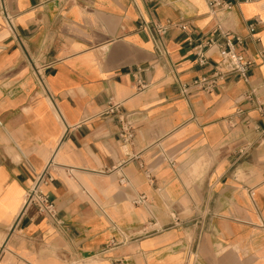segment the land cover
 <instances>
[{
    "label": "crops",
    "instance_id": "0c3cea01",
    "mask_svg": "<svg viewBox=\"0 0 264 264\" xmlns=\"http://www.w3.org/2000/svg\"><path fill=\"white\" fill-rule=\"evenodd\" d=\"M151 21L181 25L162 56ZM226 33L248 82L181 98L210 71L194 47ZM263 51L264 0L216 16L207 0H0V264H264V113L245 99L264 104ZM49 161L59 224L24 208Z\"/></svg>",
    "mask_w": 264,
    "mask_h": 264
},
{
    "label": "built area",
    "instance_id": "2783aa9c",
    "mask_svg": "<svg viewBox=\"0 0 264 264\" xmlns=\"http://www.w3.org/2000/svg\"><path fill=\"white\" fill-rule=\"evenodd\" d=\"M252 0H207L209 11L212 15L216 16L227 12L233 5L240 3H249ZM4 12V10H3ZM4 21L6 26L13 31L12 19L4 13ZM145 27L151 34V40L154 46V50L157 56L165 54L164 48V36L167 31L174 27H181L180 24H172L167 22L166 24H159L158 22H143ZM255 24L248 25V31L250 34L254 32ZM217 30L220 31L217 26ZM223 36V45L208 36L204 40H201L194 47V57L197 65L200 67H210V71L206 75H202L200 78L193 80L188 84L181 85L178 90V95L181 98H189L192 94L203 92L205 94H211L218 86L226 79L236 78L244 82H248V73L252 68V62L245 56L243 49V40L236 34L226 33L221 34ZM216 49L218 53V60L214 64H209L206 52ZM260 57L264 60V51L261 52ZM146 88V85L137 81L136 91L141 92ZM246 100H253L256 103L258 111L264 113V104L258 101L254 94L248 93L245 95ZM105 115H111L117 118L120 123V131L118 138L123 146L131 144L134 137V128L130 120L125 117L120 111V105L115 104L109 100L107 108L104 112ZM52 165V161H49L44 170L36 177L33 185L26 193L24 208L31 206L35 209L36 214L49 221L52 224H59L58 214L56 208L47 194L42 190V187L53 181L49 168ZM145 201L143 196L134 201V204H139Z\"/></svg>",
    "mask_w": 264,
    "mask_h": 264
}]
</instances>
